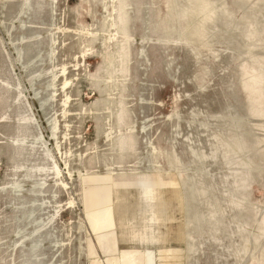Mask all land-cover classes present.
<instances>
[{"label": "rangeland", "instance_id": "1", "mask_svg": "<svg viewBox=\"0 0 264 264\" xmlns=\"http://www.w3.org/2000/svg\"><path fill=\"white\" fill-rule=\"evenodd\" d=\"M0 264H264V0H0Z\"/></svg>", "mask_w": 264, "mask_h": 264}]
</instances>
